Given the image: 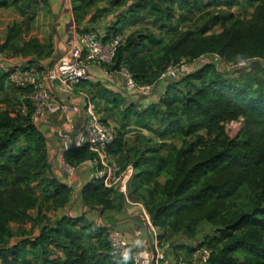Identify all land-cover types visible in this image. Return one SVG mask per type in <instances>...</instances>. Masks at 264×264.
Returning <instances> with one entry per match:
<instances>
[{
  "label": "trees",
  "instance_id": "trees-1",
  "mask_svg": "<svg viewBox=\"0 0 264 264\" xmlns=\"http://www.w3.org/2000/svg\"><path fill=\"white\" fill-rule=\"evenodd\" d=\"M71 1L78 11L99 0ZM48 4L49 0H0V8L14 9L21 19L7 28L0 54L32 58L33 65L54 58L53 38L44 42L27 37L40 9ZM142 5H136L139 12L146 8ZM149 5L160 30L173 32L171 39L162 44L152 34H133L123 39L112 64L102 67H126L140 86L156 84L172 62L205 55H218L226 68L202 66L169 83L159 102L139 109L141 114L134 106L127 108L129 118L157 120L151 128L154 144L134 154L138 188H148L142 203L152 225L169 238L195 239L199 228L209 225L215 234L192 250L208 248L207 264H264V86L251 90L230 80L227 70L242 61L264 62V0H248L250 17L214 16L209 27L185 31L180 25L186 12L206 5L234 11L243 0H151ZM216 26L219 31L209 34ZM119 31L117 25L104 32L102 42L121 36ZM157 44L159 49L149 53ZM8 80L9 74L0 69V94L7 97L2 102H11L12 96L24 102L18 110L0 109V264H34L30 256L39 264H133L130 255L111 253L108 228L87 223L85 216L49 217L73 201L74 190L52 174L47 138L33 121L34 89L13 87ZM240 119L242 127L232 138L226 125ZM123 138L117 132L108 153L122 152ZM175 140L181 145H164ZM94 156L82 146L67 150L64 160L78 168ZM81 199L87 208L105 213L118 211L116 200L122 204L124 196L90 182ZM26 224H31L29 230ZM55 251L60 258L51 256Z\"/></svg>",
  "mask_w": 264,
  "mask_h": 264
},
{
  "label": "crops",
  "instance_id": "crops-1",
  "mask_svg": "<svg viewBox=\"0 0 264 264\" xmlns=\"http://www.w3.org/2000/svg\"><path fill=\"white\" fill-rule=\"evenodd\" d=\"M49 3L50 8L55 13L60 12L62 0H49ZM65 15H67V19L72 13L66 11ZM64 19L65 17L62 18V20ZM60 23L63 24L64 21H61ZM65 33L66 30L64 33H57L56 35L59 45H57V43L55 45V50L57 51L55 52L54 58L60 54L68 52L73 47L71 32ZM27 60L28 59L24 60L22 57H19L16 58V60H13L12 63L15 66L22 67L21 64L27 62ZM50 61H46V65H48ZM27 65H25V67H29L31 64ZM49 65L46 67L45 73L48 68H50ZM107 70V68L97 65L89 66V79L77 87L72 94L66 92L64 87L59 83L51 84L48 80L42 79L47 88L48 94L51 97V101L42 111L36 114L34 123L47 138V151L51 163L52 174L60 182L68 186H73L76 192V200L74 195L73 201L66 208L57 213L49 214V217L52 215L53 219H55L61 216H69L73 218L85 216L87 223H93L108 229L115 228L120 230L124 238L133 248L151 256L154 252L152 237L148 231V224L141 207L145 197L144 195L147 194L148 188L144 187L142 189L144 192L142 198L138 196V200H134L133 197L132 202H130V185L128 189L129 197H124L123 200L124 204L126 202V205L121 204V200H116V204L120 209L118 211L103 213L97 208H87L84 206L81 199L83 187L91 182L89 169L81 166L75 168L73 172L68 173L62 166L65 152L69 149L78 147V134L72 133L69 135V139H67L65 138L64 133L69 130L72 123L77 124L80 129L83 127L85 118L87 117L86 107L88 102L93 103L95 114L113 127L116 123L120 124L122 120H124V124L135 117L132 115L129 118L126 114L127 108L134 106L135 109V106L139 104L140 108L138 109L141 110V106L142 109L148 106V100H150V105L157 104L168 88V84L160 83L154 92H152V95H149L148 97L132 94L125 88V81L118 71L107 72ZM160 95L161 97L159 98ZM62 107L67 108L69 112L62 110ZM136 119L137 117H135L134 120ZM118 133H122V131L119 130ZM127 136L126 139L125 136H123L125 144L123 151L117 155L108 153V156L109 159L118 162L123 169L130 166L134 169L135 152L145 151L148 147H128ZM136 175L137 172L134 169L132 173L133 182H138L135 177ZM161 242L165 244L163 239ZM166 244L168 247V264H194L193 256L195 251H192L194 249L193 245H187L184 243L171 244L170 242ZM193 244L195 243L193 242Z\"/></svg>",
  "mask_w": 264,
  "mask_h": 264
},
{
  "label": "built area",
  "instance_id": "built-area-1",
  "mask_svg": "<svg viewBox=\"0 0 264 264\" xmlns=\"http://www.w3.org/2000/svg\"><path fill=\"white\" fill-rule=\"evenodd\" d=\"M81 30L78 27L72 28L71 41L73 42V47L68 52L58 55L52 67L48 68L46 73L40 74L35 68L26 71H21L20 69L14 70L12 66L4 64L0 58V69L4 73L9 74L7 82L9 85L16 88L32 87L34 89V93L30 96V99L35 105L37 113L42 111L51 101V97L42 79L48 80L51 84L59 83L64 87L66 92L72 94L77 87L89 79V66L97 65L102 67L111 65L118 48L123 43V38L119 35L113 36L109 42L103 43L104 34L95 32L82 33ZM219 63L223 64L222 59L218 55H205L191 62L186 60L180 63L172 62L161 74L159 81L151 86L138 85L126 67H122L118 73L124 79L125 88L130 93L148 97L152 95V92H154L160 83L179 82L182 78L191 72H195L202 66L208 64L218 65ZM147 103L150 105V100ZM62 110L69 112L65 107H62ZM86 110L87 117L85 118L83 127L80 129L77 124L72 123L69 130L64 133V136L69 139V135L77 133L78 147L87 146L89 151L95 155L94 158L86 160L79 166L89 169L91 182H98L106 190L119 192L125 198H128V189L134 169L131 166L123 169L118 162L109 159L108 156V149L114 143L117 131L95 114L93 103L88 102ZM25 111L26 108L23 106L22 112L24 113ZM35 116L33 117V121L35 120ZM242 124L243 119L231 122L226 125V132L235 126H240L239 129H241ZM62 166L68 173L73 172L75 169L64 158ZM69 187L74 190V195L76 196L73 186ZM141 207L148 224V231L152 237L153 255L148 256L137 251L124 238L122 232L115 228L108 230V242L111 253L130 255L133 264H168V247L161 242L159 235L161 231L152 225L143 204ZM210 256L211 251L208 248H200L194 252L193 262L194 264H207Z\"/></svg>",
  "mask_w": 264,
  "mask_h": 264
},
{
  "label": "rangeland",
  "instance_id": "rangeland-1",
  "mask_svg": "<svg viewBox=\"0 0 264 264\" xmlns=\"http://www.w3.org/2000/svg\"><path fill=\"white\" fill-rule=\"evenodd\" d=\"M150 1L151 0H99L97 2L88 4L90 7L87 9L83 8L76 11L73 10V3L71 0H62V6L60 8L59 13H55L50 8V3L48 5H45L42 7L39 11V14L37 18L35 19L32 29L30 33L27 35V37H36L40 39L41 41L47 42L50 38H53L55 41V45H59V42H57L56 35L57 33H64L66 30V33L71 32L73 27H78L80 29L86 30L88 32H95L99 34H103L102 32H109L113 31L115 27H120L119 34L122 36L124 40H126L129 36L133 34H152L156 36L159 40L162 41V44L167 43L171 37H172V31L164 30L163 32L159 28V24L156 23L157 19L156 17H152L151 14H149L150 10ZM138 3L144 4L146 6L145 9L142 11H138V8L136 5ZM248 0H243V5L237 8L234 11H228L225 9H214L209 8L208 5L204 6L202 9H194L192 12H186L185 16L181 18L182 25L180 30H198L201 28L209 27L212 22L211 18L216 16H223L226 18L227 16H231V18H235L237 16L241 17H250L252 14V9H249L247 7ZM207 4V3H205ZM144 5H142V8H144ZM87 10V11H86ZM68 11L71 12L72 15H69V17L66 19L65 13ZM178 16V14H177ZM61 17V20H60ZM62 20V18H64ZM72 18V19H71ZM183 19V20H182ZM179 19H177L178 21ZM21 19L19 15L15 12L12 8H0V45L4 42L5 35L7 32V28L10 27L12 24L16 22H20ZM64 21L63 24L60 22ZM176 21V22H177ZM219 26L214 27L213 29L209 30V34L211 33H217L219 31ZM64 30V31H63ZM65 33V34H66ZM67 38V36H66ZM159 45H153L150 48V52H156L159 49ZM57 50H55L56 52ZM1 60L4 64L7 66H12L15 69H20L21 71H26L31 68H35L40 74H43L45 72L46 67L49 65V67L52 66L54 59H52L48 65H46L45 61H35L34 65L32 62V58H27V62L22 63V67L15 66L12 62L13 60H16V58L9 54H0ZM26 60V58H22ZM43 62V63H42ZM19 64V63H18ZM27 64H32L29 67H25ZM28 66V65H27ZM228 67V66H227ZM217 68L221 71L225 70L226 66L222 63H219L217 65ZM229 74L228 77L230 80L233 81H240L243 84H246L251 88V90H254L257 85L264 86V62L263 61H256V60H247L239 62L231 67L227 68ZM139 95V94H138ZM141 96V95H139ZM161 95L159 96V98ZM10 98V97H9ZM7 99L6 96L0 94V109L3 108H10L11 110H18L19 105L23 103L24 101L21 99H17V97L12 96L11 102H2V100ZM135 112L139 113L140 106L139 104L135 106ZM142 109V106H141ZM135 117L129 122L124 123V120L120 122V124H117L118 126L114 125L113 127L118 132L119 130L122 131L123 136H127V145L131 148H140V147H149L153 145V139L155 138V135H153L154 132H152V123H156L157 120L154 119H147V118H137L134 120ZM115 121V120H114ZM240 126H235L227 130L228 135L232 138L236 137L238 132L240 131ZM203 135H205L203 133ZM166 147L170 145V147L173 146H180L181 141L175 140L170 141L168 143L164 144ZM161 181H164L163 179ZM131 189H130V197L129 200L132 202L133 197L134 200H138V196L142 198L144 192L143 190H139L138 188V182H133L131 180L130 182ZM129 185V186H130ZM138 188V189H137ZM119 193V192H117ZM121 194V193H119ZM122 195V194H121ZM146 196V195H144ZM76 200V196H75ZM74 200V201H75ZM123 205H126V202L124 204V201L122 202ZM35 215V213H34ZM51 219L53 220V216L50 215ZM16 229V226H14ZM31 228V224H26L25 229L29 230ZM37 234V233H36ZM35 234V235H36ZM163 234L160 232V236ZM215 234L213 229L207 224H203L199 228V234L197 237L192 240L191 238L181 235V236H175L173 238H169L168 236L162 235L163 241L166 243H184L187 245H193L194 248L199 246L201 242L204 241V239L207 236H211ZM17 242V240H14V244ZM193 242L195 244H193ZM183 244V245H184ZM183 247V246H182ZM189 248V247H188ZM53 258L61 257L60 252H53L51 255ZM29 260H33L34 264H39V259H33V256L29 257Z\"/></svg>",
  "mask_w": 264,
  "mask_h": 264
}]
</instances>
